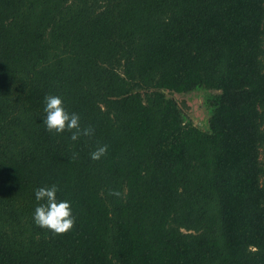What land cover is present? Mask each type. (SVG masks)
I'll use <instances>...</instances> for the list:
<instances>
[{"label":"trees","instance_id":"16d2710c","mask_svg":"<svg viewBox=\"0 0 264 264\" xmlns=\"http://www.w3.org/2000/svg\"><path fill=\"white\" fill-rule=\"evenodd\" d=\"M47 95L94 134L47 132ZM0 264H264V0H0Z\"/></svg>","mask_w":264,"mask_h":264},{"label":"clouds","instance_id":"9594fccd","mask_svg":"<svg viewBox=\"0 0 264 264\" xmlns=\"http://www.w3.org/2000/svg\"><path fill=\"white\" fill-rule=\"evenodd\" d=\"M45 107L43 109L45 118L43 124L49 133L61 134L71 133L70 139L77 141L80 136H92L94 129L91 127L81 128L80 117L76 113H69L63 106L59 96L47 95L44 97ZM107 153V145L98 147L90 153L93 161L100 160ZM58 187L53 184L50 187H41L35 190V199L38 206L35 208L34 224L51 232L54 236L66 234L71 231L75 224L71 204L68 201H58ZM110 195L119 196L120 193L113 190Z\"/></svg>","mask_w":264,"mask_h":264},{"label":"rangeland","instance_id":"374dc122","mask_svg":"<svg viewBox=\"0 0 264 264\" xmlns=\"http://www.w3.org/2000/svg\"><path fill=\"white\" fill-rule=\"evenodd\" d=\"M166 95L173 98L178 106L182 109L183 113L191 120V122L202 128H207V112L203 108L204 93L192 92L189 94H175L168 93Z\"/></svg>","mask_w":264,"mask_h":264}]
</instances>
